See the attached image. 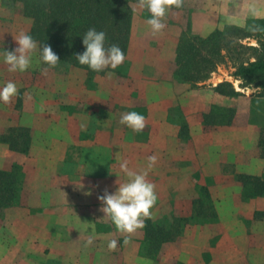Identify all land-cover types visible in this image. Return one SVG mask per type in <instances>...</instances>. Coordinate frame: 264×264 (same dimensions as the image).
I'll list each match as a JSON object with an SVG mask.
<instances>
[{
  "label": "crops",
  "instance_id": "crops-1",
  "mask_svg": "<svg viewBox=\"0 0 264 264\" xmlns=\"http://www.w3.org/2000/svg\"><path fill=\"white\" fill-rule=\"evenodd\" d=\"M130 7L128 45L117 68L59 73L41 64L38 47L32 59L39 62L12 75L4 51L18 47L13 36L28 33L32 19L18 1L0 0V88L8 81L17 87L10 103L0 101V131L22 126L27 135L22 147L0 141V173L12 175L14 167L21 173L16 201L0 205V249H15L10 260L17 264H264V126L251 119L259 87L243 85L223 64L194 80L176 74L181 43L264 20V0H183L168 9L166 27L155 35L148 10L138 0ZM45 77L46 88L37 89L35 79ZM224 82L237 95L219 92ZM213 105L234 108L232 122L211 124ZM132 111L145 117L140 132L119 122ZM152 155L157 161L149 170ZM124 161L132 171H147L158 197L151 218L133 233L103 218L98 200L127 179ZM209 214L216 219L191 220L171 236V219ZM147 220L157 234L170 235L149 241Z\"/></svg>",
  "mask_w": 264,
  "mask_h": 264
},
{
  "label": "trees",
  "instance_id": "trees-1",
  "mask_svg": "<svg viewBox=\"0 0 264 264\" xmlns=\"http://www.w3.org/2000/svg\"><path fill=\"white\" fill-rule=\"evenodd\" d=\"M16 1L21 3L23 13L32 18V27L29 34L34 40L39 42V45H49L59 57L57 65L63 66L65 69L70 66H77L88 70L91 75L98 73L92 71L86 65L79 64L75 58L76 54L85 51L82 42L83 35L92 27L97 31L106 33L105 48L115 44L122 49L124 54L126 52L132 16L130 3L134 0ZM259 21L264 22V20ZM253 35V33L245 32V28L227 26L222 31L213 32L207 38H196L193 40L195 42H189L186 45L181 43L177 55V63L179 65L176 73L177 77L181 80H194L206 76V72L212 71L215 68V64H218L217 62L214 63L212 56L224 58L221 51L225 46L228 51L232 48V44H235L232 38L240 41L243 38H251ZM237 46L244 48L240 42ZM253 49L258 51L255 48ZM202 50L210 53L209 56L203 55L201 53ZM233 75L250 84L254 83L255 86L264 92V55H257L254 60L249 58L246 61H240ZM225 85L231 86L228 82H224L219 87ZM233 93L236 94L235 91ZM234 114L235 109L232 107L213 105L209 113V122L211 124H230ZM19 135L24 136V139H21V146L27 145V140H25L27 135L25 132H21ZM11 146L17 148V146ZM215 219V214H209L201 219L193 216L175 218L176 221L182 223V227L191 220L213 221ZM154 224V222L147 220L146 228L149 236L152 235L150 234V226H154ZM181 230L175 231L171 236L175 237L179 235ZM169 235V232L162 231L159 234L155 233L154 236H159L164 240ZM154 251H149L147 255L152 256Z\"/></svg>",
  "mask_w": 264,
  "mask_h": 264
},
{
  "label": "clouds",
  "instance_id": "clouds-1",
  "mask_svg": "<svg viewBox=\"0 0 264 264\" xmlns=\"http://www.w3.org/2000/svg\"><path fill=\"white\" fill-rule=\"evenodd\" d=\"M183 0H138V7L147 9L150 18L146 24L150 27L153 35L162 32L166 25L162 22L168 9L175 7L181 8ZM253 15H258L255 8L251 9ZM254 31L257 29H253ZM18 45L11 51H4V63L8 65L10 72H24L32 63V54L38 49L40 60L50 68L56 67L59 63L58 55L49 45H38L33 37L20 31L13 36ZM106 33L97 31L94 27L89 28L83 35V45L85 51L75 55L76 60L81 65H86L94 72L104 71L106 68L115 69L121 65L125 59L122 49L115 44L105 48ZM17 94V87L14 82L8 81L0 88V101L10 103L12 97ZM121 124L126 125L133 132H140L145 127V117L135 111L121 115ZM148 169L150 170L156 163L155 155L149 156ZM121 171L126 175L124 182L118 183L114 193L107 190L98 200L102 207L100 211L121 233H133L144 226V219L151 218V209L155 206L158 199L155 192V185L147 180V171L136 172L128 168L127 161L120 164ZM82 187V186H81ZM91 195V192L84 193ZM93 242L89 237L87 244ZM117 246L116 240H111L108 244L110 250Z\"/></svg>",
  "mask_w": 264,
  "mask_h": 264
},
{
  "label": "rangeland",
  "instance_id": "rangeland-1",
  "mask_svg": "<svg viewBox=\"0 0 264 264\" xmlns=\"http://www.w3.org/2000/svg\"><path fill=\"white\" fill-rule=\"evenodd\" d=\"M13 1H16V0H13ZM21 14H23L24 16H27L23 13L22 5H21ZM27 17H29V16H27ZM253 29H257V30L254 31ZM29 32H28V34H29ZM245 32H248V33L250 32V33L254 34L253 37H251L252 38L251 40L246 41V38H243L242 42H240L236 38H232L235 41V44L232 42L233 43L232 48L228 51L226 46H225L224 49H222V51H221V54L224 55V58H222L220 56H215V55L212 56V58H214V63H216V62L218 63V64H215V66L223 64V66H225V68L227 70L226 72L230 73L232 76H234L233 73L236 70V69H232V68L233 67L236 68L237 64L240 61H246L249 58L251 60H254L255 57H257V55H259V56L264 55V45H263V42H264V22H260L257 19H251L249 21V24L245 28ZM36 42L39 45V42L38 41H36ZM239 42L242 43L244 48L237 46V44ZM253 48L257 49L258 51L254 50ZM201 53L203 55H206V56L207 55L209 56V54H210V53L206 52L205 50L201 51ZM38 57L40 59V52H39ZM38 62L39 61L32 59L31 64H37ZM40 62L43 66L49 67L48 65L44 64L42 61H40ZM70 67H73V66H70ZM70 67H68L67 69H69ZM74 67H77V66H74ZM52 69L55 70L56 72H59V73H65L67 70L63 66H59V65H57L56 67H54ZM206 73L208 74L209 72H206ZM22 74H24V73H22ZM12 75H13V72H12ZM24 76H21V73L18 74V80L17 81H18L19 85L21 84V81H25ZM35 80L37 82L36 83L37 89L40 90L42 88H46V84L44 83V81L47 80V77H45L44 79L43 78H40V79L36 78ZM242 83L245 86L257 87V86H255L254 83L250 84L245 80H243ZM229 84L231 85L230 82H229ZM218 90H219V92H221L222 94H225L227 96L237 95V92H236V94L233 93L235 91L233 85H231V86L225 85V86L219 87ZM257 91L258 92L254 93V96H257L258 98H254L252 101L251 119L259 122V124H261L263 127L264 126V92L260 88H258ZM21 92H22V90H19L20 94H21ZM19 105H20V102L18 103V106ZM221 107H229V106H221ZM24 131H25V129L22 126H12L5 131H0V141L6 142V143L13 145V146L22 147L21 146L22 145L21 139H24V136L19 135V134L21 132H24ZM20 184H21V173H20V169L18 167L13 168L12 175L7 174L6 172L0 173V205L9 204V202L16 201V198L20 192V190H19ZM1 210L2 209L0 208V212H1ZM170 221H172L171 222L172 223V233L177 231L182 226V223L179 221H176L175 219H171ZM170 221L168 220V222H170ZM168 222H166V223H168ZM164 223L165 222L162 220L161 221L162 228H165ZM156 225L158 226L157 228L159 229L160 223L156 224ZM150 228H151L150 234H152V235L149 236V241L153 242V240L157 239V236H154L156 231H153V229L156 230V228L153 225L150 226ZM154 249L155 248L153 246L146 247L145 248L146 254L149 253V251L153 252ZM14 250L15 249H7V248L0 249V257H2L4 259L3 262L0 264H17L14 261H12V259L10 260V257H11L10 253L13 252Z\"/></svg>",
  "mask_w": 264,
  "mask_h": 264
}]
</instances>
